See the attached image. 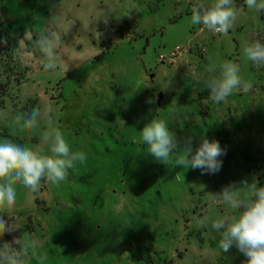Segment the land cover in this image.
I'll return each mask as SVG.
<instances>
[{
    "label": "rangeland",
    "instance_id": "1",
    "mask_svg": "<svg viewBox=\"0 0 264 264\" xmlns=\"http://www.w3.org/2000/svg\"><path fill=\"white\" fill-rule=\"evenodd\" d=\"M197 3L0 0V140L48 152L39 137L58 127L87 157L59 186L17 187L4 217L14 231L0 243L30 232L37 245L22 264H243L201 220L239 215L219 202L225 188L243 197L264 186V65L243 54L246 43H264V12L233 0L238 16L222 35L190 23ZM49 41L51 55L42 51ZM210 59L237 63L252 88L213 103L199 83ZM34 108L40 126L20 130L16 115ZM153 118L180 141L172 161L185 137L194 147L207 138L226 151L221 170L147 154L140 130Z\"/></svg>",
    "mask_w": 264,
    "mask_h": 264
},
{
    "label": "clouds",
    "instance_id": "2",
    "mask_svg": "<svg viewBox=\"0 0 264 264\" xmlns=\"http://www.w3.org/2000/svg\"><path fill=\"white\" fill-rule=\"evenodd\" d=\"M244 3L249 9L264 12V0H244ZM237 16L238 9L233 6V0H214L210 6L198 0L191 9L190 23L203 25L217 34L227 35ZM80 40L79 35L74 36L73 45L79 44ZM42 51L49 55L53 53L50 41L45 42ZM243 54L249 61L264 65V43L259 40L246 43ZM55 67L47 65L48 69ZM205 72L206 75L199 83L209 90L208 98L213 103L224 102L237 89L252 88V83L240 75L237 63L226 61L217 65L210 59ZM40 116V111L34 108L31 112L17 114L15 123L20 130L35 129L40 126ZM140 135L141 144L147 148L146 153L157 161L200 169L208 174H216L222 168L220 157L226 155V151L216 140L209 141L204 138L194 147V138L185 137L182 148L177 152L180 154L172 161L171 156L174 150L180 147V141L166 121L153 118L140 130ZM39 141L41 145L48 146V152H45L43 147L34 149L12 139L0 140V237L14 231L13 225L4 217L16 204L18 186L36 189L42 179L59 186L68 178L70 170L77 164L83 165L87 159L84 152L71 150L58 127L44 129ZM249 186L248 193L243 197L235 186H229L222 191L219 198L220 203L238 210V216H205L201 224L210 226L219 233V248L224 253L235 248L246 258L243 264H264V186L258 187L256 183ZM36 245L37 240L33 235L24 231L11 241L0 243V264H22L23 256Z\"/></svg>",
    "mask_w": 264,
    "mask_h": 264
},
{
    "label": "built area",
    "instance_id": "3",
    "mask_svg": "<svg viewBox=\"0 0 264 264\" xmlns=\"http://www.w3.org/2000/svg\"><path fill=\"white\" fill-rule=\"evenodd\" d=\"M176 50H177V51H176V52H173V54H174V53L176 54L180 49L177 47Z\"/></svg>",
    "mask_w": 264,
    "mask_h": 264
}]
</instances>
